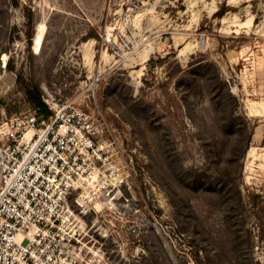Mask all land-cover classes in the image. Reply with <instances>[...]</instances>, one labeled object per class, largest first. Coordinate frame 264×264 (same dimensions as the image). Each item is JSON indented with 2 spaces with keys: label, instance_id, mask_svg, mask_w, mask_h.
Returning <instances> with one entry per match:
<instances>
[{
  "label": "rangeland",
  "instance_id": "374dc122",
  "mask_svg": "<svg viewBox=\"0 0 264 264\" xmlns=\"http://www.w3.org/2000/svg\"><path fill=\"white\" fill-rule=\"evenodd\" d=\"M28 83L105 119L91 264H264V0H0V122Z\"/></svg>",
  "mask_w": 264,
  "mask_h": 264
},
{
  "label": "built area",
  "instance_id": "2783aa9c",
  "mask_svg": "<svg viewBox=\"0 0 264 264\" xmlns=\"http://www.w3.org/2000/svg\"><path fill=\"white\" fill-rule=\"evenodd\" d=\"M76 100L0 122V264H91L80 227L110 185L112 143Z\"/></svg>",
  "mask_w": 264,
  "mask_h": 264
},
{
  "label": "trees",
  "instance_id": "16d2710c",
  "mask_svg": "<svg viewBox=\"0 0 264 264\" xmlns=\"http://www.w3.org/2000/svg\"><path fill=\"white\" fill-rule=\"evenodd\" d=\"M213 64H214L216 71H217L216 80H217L218 84L225 87L228 95L233 100H235L236 97L233 96L232 92L230 91L229 87L227 86L226 81H224L221 78L217 64L216 63H213ZM8 67L10 70L15 69V66L13 65L12 61H10L8 63ZM18 77H20L19 79H21L22 75L18 74ZM24 91H25L26 96L28 97V99L32 103L34 110L37 112V115L39 117L47 118L50 115H52L53 111L50 109L49 105L43 100L42 93H41L40 89L35 84L28 83L25 86ZM230 118H231L230 119L231 122L236 121V120H246V122H248L247 117L242 113H238V111L231 113Z\"/></svg>",
  "mask_w": 264,
  "mask_h": 264
}]
</instances>
